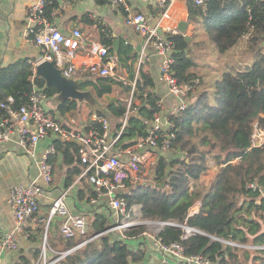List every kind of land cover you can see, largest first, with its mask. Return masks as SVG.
Masks as SVG:
<instances>
[{
    "label": "trees",
    "instance_id": "trees-1",
    "mask_svg": "<svg viewBox=\"0 0 264 264\" xmlns=\"http://www.w3.org/2000/svg\"><path fill=\"white\" fill-rule=\"evenodd\" d=\"M96 3L104 5L106 1ZM57 8V0H47L45 14L50 21ZM187 12L192 26L190 42L181 34L165 36L173 47L170 71L179 85L190 87L185 109L168 116L174 134L170 153L178 157L162 161L157 184L170 186L172 194L142 187L118 196L124 200L127 214L134 208L143 220L175 223L198 231L182 239L184 231L180 227L165 226L157 236L164 244L180 243L187 256L202 254L213 264H264V145L250 148L253 124L258 122L264 128V3L209 0L203 6L189 4ZM100 30V43L115 57L127 78L120 81L88 75L81 90H90L98 99L114 89L118 91V101L99 113L112 122V137L120 129L132 93L130 111L135 114H129L117 144L124 149L147 135L149 122L159 112V98L143 65L135 68L137 55L133 49L122 43L113 54L114 38L101 26ZM204 42H212L217 53L226 56L216 75L209 74L213 71L209 64L205 65V74L199 73L202 61L198 63L194 49L203 47ZM237 47L239 53H235ZM33 62L20 59L0 67V121L9 119L8 110L25 106L34 87L43 89L48 98L56 95L34 75ZM135 100L139 106L134 105ZM78 106L75 101H66L57 110L62 115L77 111ZM52 143L55 154L48 162L54 166L60 160V168L66 170L63 185L69 188L85 169L79 147L63 140ZM174 165L181 172H175ZM213 167L216 174L209 185H204L201 180ZM79 181L82 186L77 198L90 204L97 192L87 180ZM197 202L201 203L199 211L190 216L189 210ZM101 207L103 213H92L88 231L80 239L59 236L53 243L48 230V245L58 254L51 260L72 250L54 264H143L148 253L141 241L144 226H132L123 236L108 232L113 226L112 211L107 205L98 209ZM39 232H33L31 242H38ZM132 240H140L137 248L130 247ZM39 253L40 247L34 248L31 258L20 257L16 264H34Z\"/></svg>",
    "mask_w": 264,
    "mask_h": 264
},
{
    "label": "built area",
    "instance_id": "built-area-1",
    "mask_svg": "<svg viewBox=\"0 0 264 264\" xmlns=\"http://www.w3.org/2000/svg\"><path fill=\"white\" fill-rule=\"evenodd\" d=\"M207 1L209 0H156V3L158 7L164 10L162 15L167 18L169 16L168 11L175 2H183L187 6L189 4L203 6ZM257 1L264 3V0ZM46 3L47 0H36L26 12L29 36L41 53L33 67V73L38 63L54 61L56 68L63 70L66 76H70L76 70L75 61L81 46L82 36L77 31L69 37L65 36L53 26L45 14ZM115 3L121 5L127 14L126 26L143 39L144 47L152 45L162 58L159 81L166 85L171 96L180 101L178 107L171 114L183 111L190 87L179 85L170 71L173 63L171 57L172 44L159 36L158 29L151 26L145 16L130 13L125 0H115ZM166 32H172L173 35L178 34V32L169 29ZM86 56L97 60V63L94 64H84L89 75L97 78L110 77L124 80L116 73V65L108 50L99 42L89 44ZM144 62L145 56L141 54L138 64H144ZM131 86L133 89L135 83H131ZM49 99L43 89L34 87L25 106L18 111L8 110L9 119L0 121V144L9 142L16 135L18 146L27 155L34 157L37 145L48 137H53L54 140L74 141L73 143L79 147L80 161L85 165L80 177H84L97 192V198L92 199L91 203L97 204L103 198L109 209L117 216L108 232H118L123 236V233L132 226L141 225L155 228V236H151L147 231L143 233V237H156L160 260L153 264H169L170 261H172L171 264H213L202 254L185 255L184 247L178 242L164 244L157 238L165 226L180 227L184 231L182 239H186L198 231L169 222L152 220L135 222L130 218V214H127L124 200L118 196V193L131 191L130 189L135 188L138 184H157L162 161L175 158L170 153V140L174 134L170 132L172 125L169 119L162 118V113L158 112L149 123L147 135L122 149L117 144L127 124L128 116L132 114L130 111L131 99L122 116V123L115 137H112L113 133L108 118L99 113H92L81 130L64 128L56 122L52 110L47 108L46 103ZM262 145H264V128L255 122L252 126L250 148H259ZM54 154L55 148L51 143L42 154L38 165V178L46 186H49L53 181V167L48 159ZM172 168L177 173L181 172L177 165L172 166ZM164 189L167 195L172 194L170 186L164 185ZM44 192V189L35 181L10 187L8 204L12 213L13 228L10 231L0 230V254L18 251L20 242L28 240L30 237L29 226L40 223L44 226L45 232L40 253L34 264H54L72 251L63 253L53 260L48 257L51 249L47 243V229L54 220L60 222V236L65 240L77 236L82 237L87 233L88 221L85 217L76 215L71 211L65 200V194L54 200L46 218L40 219L38 216L40 200L44 196ZM223 243L234 245L227 242ZM0 264H2L1 259Z\"/></svg>",
    "mask_w": 264,
    "mask_h": 264
},
{
    "label": "crops",
    "instance_id": "crops-1",
    "mask_svg": "<svg viewBox=\"0 0 264 264\" xmlns=\"http://www.w3.org/2000/svg\"><path fill=\"white\" fill-rule=\"evenodd\" d=\"M105 1L106 4L98 5L96 0H57L58 8L52 13V25L55 26L65 36L69 37L75 31L79 32L82 36L80 42L81 46L75 61L76 79L86 81V78L89 74L87 73L84 64L97 63L96 59L87 57L86 53L90 43H100L99 39L102 32L100 30L101 26L111 34V37L114 38V40L117 39L120 41L118 49L120 48L121 44L124 43L125 45L131 47L136 53L137 63L135 64V68L138 69L140 65H143L144 71L148 73L153 79L154 88L152 91L159 98L157 102V105H160L158 107L159 112L162 113V118L168 119V116L172 115L171 113L175 108L178 107L180 101L171 96L166 85L159 81L162 58L157 54L153 46L144 47L143 39L132 29L126 26L125 20L127 14L123 11L122 6L118 3H115V0ZM35 2L36 0H2L0 2V67L6 66L20 59H28L29 61L34 60L32 63V67H34L36 61L38 60L41 53L40 50L33 44L32 38L29 36V25L26 20V12L28 8ZM125 3L130 13H137L145 16L149 24L153 27H156L158 29L159 36L165 40L166 35L172 34V32H166L167 29L181 34L178 30V27L182 22L187 23V28L186 32L181 35L189 38L192 36H189L192 34V26L188 22L187 5L183 2L173 3L168 11L169 16L167 18L162 15L164 10L158 7L156 0H125ZM114 53L116 52L113 50V54ZM141 54H144L145 56L144 64H138ZM110 57L113 59L116 65V73L122 77V79H124L123 81H125L127 74L124 70H120L118 68V64L112 54H110ZM131 94L132 93H130L127 99V106L130 99L132 102ZM9 101H11V98H9ZM51 101L52 98L47 101L46 106L48 109L52 110L56 122L64 128L81 130L84 124L88 121L89 116L85 123H81V126L76 128V122L70 117L77 113V111H72L61 115L57 110L58 105L53 106ZM79 105L81 106V104ZM134 105L139 106L140 102L135 100ZM79 108L80 107L78 106L77 109L79 110ZM132 114L135 113L132 112ZM110 125L112 131V122H110ZM16 139L17 136L14 135L9 142L0 144L1 231H10L13 228L12 213L8 204L10 187L28 184L33 181H35L45 191L44 196L40 200V211L38 214L40 219L46 218L52 202L63 194H65V200L71 211L76 215L85 217L87 221L90 219L94 211L103 213V207L98 209L100 205H104V207L106 206V202L103 198L98 201L96 206H94L91 201L90 204H88L86 201L78 200L77 194L80 187L82 186L79 180L84 179L86 181L84 177H79L77 181L74 182L69 188H64L63 184L66 170L65 168H60L59 159L54 163L56 171H53V181L49 186H46L38 178L39 162L44 151L54 141L53 137H48L37 145L35 149L36 155L34 157L27 155L18 146ZM172 156L175 158L178 157L177 155ZM127 192H129V190ZM200 205L201 203L197 202L189 210V215L191 216L198 213ZM134 210V214L130 216V218L133 220L135 219V216H140L139 212L136 209ZM115 219H117V216L112 212V221ZM56 223L58 225H56ZM35 229L40 230V232L39 237H37L38 242L33 243L31 242L30 238L34 235L36 231ZM48 230L51 232V242L57 243L56 238L60 236V222L58 220H54L48 227L47 233ZM28 231L30 233V237L28 240H23L20 242L18 251L0 254L2 264H16L20 257L31 258L32 250L41 246L43 234L45 232L44 226L40 223H34L29 226ZM141 241L145 242L148 247V253L143 264L157 263L158 260H160V255L157 250L156 237L152 238L144 236ZM139 242L140 240H132L129 242V245L130 247L137 248ZM55 254L56 252L51 249L48 257L51 258V256H54ZM171 263L172 261L169 262V264Z\"/></svg>",
    "mask_w": 264,
    "mask_h": 264
},
{
    "label": "water",
    "instance_id": "water-1",
    "mask_svg": "<svg viewBox=\"0 0 264 264\" xmlns=\"http://www.w3.org/2000/svg\"><path fill=\"white\" fill-rule=\"evenodd\" d=\"M187 23L182 22L179 24L178 30L181 34L186 32ZM187 42H190V38H186ZM120 45L119 40L113 41V50L117 52ZM34 75L40 78L45 85V88H53L56 91V95L52 98V105L57 106L66 101H75L79 104H86L91 111L96 113H103L105 108L100 105L98 98L93 92L88 90H80L84 83L81 79H76L75 74L66 76L63 70L58 69L54 65V61H43L35 66ZM118 101V98L111 99L107 102V105L114 104ZM74 142V141H71ZM142 187H152L157 189H164V184H138L131 191L140 189ZM109 230V229H108ZM107 230V231H108ZM77 236V239H80ZM217 240V239H215ZM219 241V240H218Z\"/></svg>",
    "mask_w": 264,
    "mask_h": 264
},
{
    "label": "rangeland",
    "instance_id": "rangeland-1",
    "mask_svg": "<svg viewBox=\"0 0 264 264\" xmlns=\"http://www.w3.org/2000/svg\"><path fill=\"white\" fill-rule=\"evenodd\" d=\"M192 34H190L189 36H191ZM205 41H208L207 39ZM152 45H150L149 47H151ZM197 50L198 55H196L197 59H198V63H200V60L202 61V63L199 65V73L200 74H205L206 72V68L205 65L209 64V68H211L213 71L210 72V75H213V73L216 75L218 74L216 71H218V69H220L221 65H222V61L226 56H221L217 53L214 45L212 44V42H204V46L200 47V48H196L194 49V52ZM240 48L237 47L235 50V53H239ZM234 51H232L233 53ZM207 55H205V54ZM207 60H206V59ZM204 60V61H203ZM208 74V75H209ZM206 75V78L207 76ZM89 91V90H88ZM118 91L116 89L113 90V92L111 93V95H109L108 97H103L101 99H98V102L100 103L101 106H103L104 108L107 106V102L111 99L114 98H118ZM79 110H77V113H75L74 115H72L70 118L73 119L76 122V128H79L81 126V123H85L87 121L88 116H90L92 113H96L90 110V108L86 105V104H81V106L79 105ZM92 112V113H91ZM90 113V115H88ZM216 174V168L213 167L212 169L209 170L208 174H206L205 176H203L201 182L204 185H209L211 183V181L213 180L214 176ZM135 210L133 208L130 216L132 214H134ZM88 219V223H89ZM135 222H142L144 221L140 216H135L134 219ZM89 225V224H88ZM144 230L147 231L148 233H150L151 236H155V228H148V227H144Z\"/></svg>",
    "mask_w": 264,
    "mask_h": 264
},
{
    "label": "flooded vegetation",
    "instance_id": "flooded-vegetation-1",
    "mask_svg": "<svg viewBox=\"0 0 264 264\" xmlns=\"http://www.w3.org/2000/svg\"><path fill=\"white\" fill-rule=\"evenodd\" d=\"M81 87H82V86H81ZM81 87H80V88H81ZM80 90H81V89H80ZM85 90H87V89H85ZM82 91H83V90H82Z\"/></svg>",
    "mask_w": 264,
    "mask_h": 264
}]
</instances>
